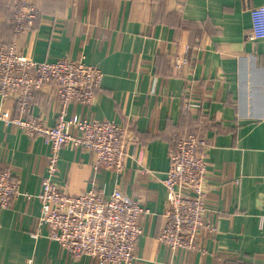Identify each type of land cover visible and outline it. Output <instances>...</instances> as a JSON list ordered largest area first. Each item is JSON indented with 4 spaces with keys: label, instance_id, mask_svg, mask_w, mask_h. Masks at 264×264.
Returning a JSON list of instances; mask_svg holds the SVG:
<instances>
[{
    "label": "crops",
    "instance_id": "0c3cea01",
    "mask_svg": "<svg viewBox=\"0 0 264 264\" xmlns=\"http://www.w3.org/2000/svg\"><path fill=\"white\" fill-rule=\"evenodd\" d=\"M19 1L37 7L35 26L18 39L24 54L83 57L103 73L93 102L72 103L68 113L130 128L120 170L94 167L93 150L67 143L53 180L71 193L118 188L148 209L133 264H264V37L248 39L249 10L264 0H0L5 43ZM174 57L186 62L176 66ZM188 95L201 107L185 115ZM58 107L54 88L37 92L33 112L47 125ZM16 114L14 98L0 95V170L10 169L21 191L0 205V264H97L38 228L50 147L7 122ZM189 130L209 143L205 219L216 232L203 229L197 248L173 252L156 238L168 206L163 179L171 141Z\"/></svg>",
    "mask_w": 264,
    "mask_h": 264
},
{
    "label": "built area",
    "instance_id": "2783aa9c",
    "mask_svg": "<svg viewBox=\"0 0 264 264\" xmlns=\"http://www.w3.org/2000/svg\"><path fill=\"white\" fill-rule=\"evenodd\" d=\"M249 12L252 25L248 39L263 38L264 4L252 6ZM36 17L35 5L25 1L13 4L10 24L14 39L10 43L0 39V95L15 100L17 114L7 122L29 136L42 135L50 147L46 174L37 194L41 203L37 226H46V235L74 258L86 254L94 257L97 264H133L135 243L142 234L138 220L148 209L118 188L109 194L97 188L71 193L53 180L61 149L67 143L93 150L94 167L120 170L126 156L129 125L68 113L72 103L93 102L103 73L98 65L86 63L83 57L63 55L38 60L24 54L18 39L35 26ZM172 61L181 66L186 59L174 57ZM42 87L55 89L59 107L53 125H47L33 112L36 94ZM200 107L201 102L188 95L182 112L186 115ZM208 145L204 135L189 130L173 138L168 148V168L163 179L168 206L156 238L173 252L197 248L203 229L216 232V226L205 219ZM20 193L15 174L8 168L0 170V205L10 206Z\"/></svg>",
    "mask_w": 264,
    "mask_h": 264
}]
</instances>
